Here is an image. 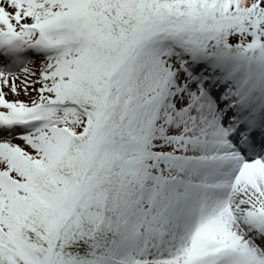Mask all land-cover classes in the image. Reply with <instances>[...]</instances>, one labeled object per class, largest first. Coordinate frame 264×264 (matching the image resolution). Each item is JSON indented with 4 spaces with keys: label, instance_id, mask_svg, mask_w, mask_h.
Listing matches in <instances>:
<instances>
[{
    "label": "snow or ice",
    "instance_id": "6c2138e0",
    "mask_svg": "<svg viewBox=\"0 0 264 264\" xmlns=\"http://www.w3.org/2000/svg\"><path fill=\"white\" fill-rule=\"evenodd\" d=\"M0 264H264V0H0Z\"/></svg>",
    "mask_w": 264,
    "mask_h": 264
},
{
    "label": "rangeland",
    "instance_id": "374dc122",
    "mask_svg": "<svg viewBox=\"0 0 264 264\" xmlns=\"http://www.w3.org/2000/svg\"><path fill=\"white\" fill-rule=\"evenodd\" d=\"M11 98V97H10ZM21 99H27V97H25V96H23V95H21V97H20Z\"/></svg>",
    "mask_w": 264,
    "mask_h": 264
}]
</instances>
